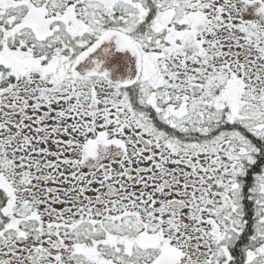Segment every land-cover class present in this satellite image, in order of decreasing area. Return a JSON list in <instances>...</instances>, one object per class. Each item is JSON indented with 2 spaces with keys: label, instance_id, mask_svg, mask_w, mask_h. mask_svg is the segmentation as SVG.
<instances>
[{
  "label": "snow or ice",
  "instance_id": "snow-or-ice-1",
  "mask_svg": "<svg viewBox=\"0 0 264 264\" xmlns=\"http://www.w3.org/2000/svg\"><path fill=\"white\" fill-rule=\"evenodd\" d=\"M0 264H264V0H0Z\"/></svg>",
  "mask_w": 264,
  "mask_h": 264
}]
</instances>
